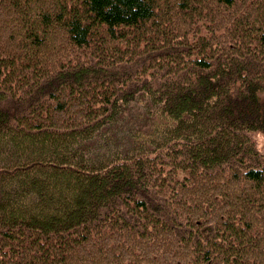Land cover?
Wrapping results in <instances>:
<instances>
[{"label":"trees","instance_id":"16d2710c","mask_svg":"<svg viewBox=\"0 0 264 264\" xmlns=\"http://www.w3.org/2000/svg\"><path fill=\"white\" fill-rule=\"evenodd\" d=\"M0 264H264V0H0Z\"/></svg>","mask_w":264,"mask_h":264},{"label":"rangeland","instance_id":"374dc122","mask_svg":"<svg viewBox=\"0 0 264 264\" xmlns=\"http://www.w3.org/2000/svg\"><path fill=\"white\" fill-rule=\"evenodd\" d=\"M61 3L63 2V1H60ZM59 2V4H61ZM77 2L78 3H80L81 2V0H77ZM83 2V1H82ZM171 4H172V2H171ZM62 5V7L60 8V10H59V13H62V14H64L65 12L67 13V12H69V9L68 8H65V6L63 5V4H61ZM73 16V15H72ZM186 16H188V14L186 15ZM185 16V17H186ZM74 18V17H73ZM186 19H187V17H186ZM165 33H167V36H172V32H165ZM175 64H176V67H177V69H178V71H182V65H181V63H180V60H179V57H177V58H175V59H173L172 60ZM198 72H199V74H201V69H200V66H199V70H198ZM202 75V74H201ZM208 81V80H207ZM183 82H186V81H183ZM194 86L195 85H193V84H184V83H181V82H179V81H177V82H175V84L172 86V88L170 89V91H169V93H170V95L176 100V101H178L179 100V98L182 100V97H183V94H185V93H188L189 94V92H190V90H192L193 88H194ZM172 91V92H171ZM207 91H213V89H211V87H209V88H207L206 89V92ZM181 93V94H180ZM188 94H185V96H187ZM204 94H205V91H202L201 89L200 90H198V91H194V92H192V94L190 95L193 99H195L196 101L199 99V101L202 103V100H200V98L202 97V96H204ZM225 96H224V93H223V96H222V98H224ZM189 98V96L187 97V99ZM204 101V100H203ZM206 101H204V103H205ZM241 106V105H240ZM242 107V106H241ZM259 136H261V135H256L255 136V140L258 138V140L260 141V142H262V138L261 137H259Z\"/></svg>","mask_w":264,"mask_h":264},{"label":"bare ground","instance_id":"6f19581e","mask_svg":"<svg viewBox=\"0 0 264 264\" xmlns=\"http://www.w3.org/2000/svg\"><path fill=\"white\" fill-rule=\"evenodd\" d=\"M164 18V17H163ZM163 20V19H162Z\"/></svg>","mask_w":264,"mask_h":264}]
</instances>
